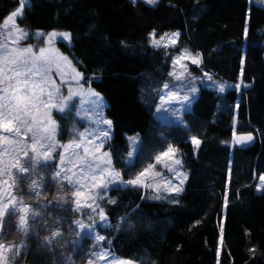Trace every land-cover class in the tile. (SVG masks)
Here are the masks:
<instances>
[{
    "label": "trees",
    "instance_id": "obj_1",
    "mask_svg": "<svg viewBox=\"0 0 264 264\" xmlns=\"http://www.w3.org/2000/svg\"><path fill=\"white\" fill-rule=\"evenodd\" d=\"M27 1L18 25L71 33L57 47L105 101L112 126L106 150L121 180L154 165L168 144L178 148L188 173L170 202L148 200L142 186L110 187L101 247L134 264H264V191L256 190L264 174V6L251 0ZM17 6L18 0H0V23ZM152 32H180L178 46H150ZM179 47L200 53L202 70L215 79L237 81L243 69L246 84L224 93L199 87L182 115L184 126L154 115ZM234 132L253 134V144L236 146ZM135 134L140 138L128 163L136 143L128 136Z\"/></svg>",
    "mask_w": 264,
    "mask_h": 264
},
{
    "label": "rangeland",
    "instance_id": "obj_2",
    "mask_svg": "<svg viewBox=\"0 0 264 264\" xmlns=\"http://www.w3.org/2000/svg\"><path fill=\"white\" fill-rule=\"evenodd\" d=\"M143 1L145 2V0ZM251 1L264 6V0ZM18 6L13 11H15ZM21 28H23L24 31L28 33V37L27 39L20 40L18 44L14 45L12 44L11 39H5L7 35V29H5L3 22L0 23V42L8 43L10 47H27L31 45L34 50H38L40 47L47 46L45 41L48 33H51L53 31L62 33L61 31L56 30L43 32L41 30L29 31L24 27ZM38 32H42L45 35L37 36L36 33ZM173 33L177 32L162 35L165 36V39L161 41L160 47L175 48L176 46H178L179 37L176 40L175 45L171 44L170 42L169 38ZM178 33L180 34V32ZM160 37L161 36L156 37V39H159ZM149 39L150 46L154 47L151 42V36H149ZM59 40L65 41L62 37L57 36L52 42V47L57 49L60 54L68 58V56L61 53L58 49L56 43ZM165 43L168 44L167 47L163 46V44ZM185 50H187V53H190L191 55L199 56L198 64L193 63L191 58L188 55L184 54ZM181 56H183V58L179 61V63H175L176 58ZM68 61H70L69 58ZM172 65L173 69L171 73L175 71L178 76L181 74L183 75L181 76V79L178 80L175 76L170 74L167 81L168 83L165 84L168 85V88L165 89L163 87L161 93V102L158 106V109H156V111L154 112V115L157 118L161 119L163 122H173L177 123L178 125L184 126L183 119H177V113L179 112V114L182 116L185 111H189L192 108V103L188 105L182 103L180 100L170 98L171 93L174 92L176 93L177 97L181 98L185 95H188L190 100H192L193 102L199 91V87L201 86L218 91L217 85L224 84V92H226L229 89H235V85L240 82V79L237 81H231L215 79L213 77L212 78L214 82L208 81L204 76V73H208L209 75L210 73L202 70L200 53H198L197 51H192L187 47H179L178 51L176 50V52L174 53V58L172 60ZM73 68L77 72H79L72 64V62L70 65L65 66V75L63 77V80L65 81L64 83H61V78L56 74L55 70H53V72L51 73L52 78L60 86V94L63 96L68 95L69 88H71L73 91L78 90L77 83L72 79L74 73H72L71 69ZM192 68H197V70H194ZM78 79L79 85L82 86L86 91H93L83 84L82 78ZM193 87L197 90L195 93L190 92V89H192ZM245 87L246 84L243 83L239 90H242ZM95 99L96 97H89L88 95L74 96L72 100L68 102V107L66 108L64 113H60L56 109H51L50 111L52 119L56 121L54 137L55 142L58 145L52 153L55 159L50 161L47 165H39L35 170V174H33L32 171H29V173L27 174H18L16 169H10L17 180L14 188H10L9 185L0 183V193L6 196L17 195L18 199L20 196H23L24 205L30 206V213L28 216V232L26 235L19 230V214H17L15 218H12L10 215H6L4 217L3 227L2 229H0V243L4 244L6 247L10 244H14L17 247L20 244L24 245L23 247L18 248V254H15L17 252L16 248H14L12 252H5V264H69V260L72 262V264H88L89 261H91L92 264H120L121 261H125L116 258L108 249L101 247V243H103V241H97L93 238H85L83 232L77 229L74 225V221L76 219H82L85 223H90L87 217L89 214H91L95 219V235H101L98 232V229L108 227L109 223L108 220L103 223L99 221L98 211L99 209H103L102 205L106 200V195L110 187L114 185L123 186L125 183L117 182L114 184H109L105 189L85 187L84 189H82L84 193L83 197H73L72 192L74 191V189L67 183V181H64L63 187L60 188V186L56 184L55 180L50 179V176L54 173V171L59 170V158L61 154H63L65 158V167H72L73 171L78 170L73 167L74 164L78 163V161L73 157V152L75 151L83 155V147L79 149L69 148L68 151L65 152L63 146L72 143L74 140L87 145V141L94 138V135L98 129L109 131V136L106 138H102L103 147L95 155L96 157H100L103 153H108V151L106 150V146L111 138L112 126H110L109 128L108 125H105L103 123H96V121L100 119V117L96 115V112L98 110L102 112L103 119L107 118L104 113L105 101L102 97L99 96L101 104L100 109H97L96 105L90 102ZM77 113H79V115ZM80 133H84L85 135L81 137ZM0 135L11 134L4 133L2 130H0ZM30 135L31 134H29L28 143H31ZM133 137H135L136 143L134 145L132 144L131 146V156H128V163L133 160V157L137 150L138 140L140 138L139 134L128 136V139L132 143ZM95 143H100V139H96ZM87 146L89 147V156L87 159L91 160L92 147L94 145ZM5 147L6 146H0V159L7 162L10 157L3 155ZM133 149H135V151H133ZM31 156L32 153L31 151H29V157ZM70 158H72L71 162ZM108 158H110L109 155ZM175 158L181 160V165H175L170 159H165L162 163H156V161H154V168L143 180V183L145 185H150L143 186V189L146 191L148 200L150 198V200L152 201L161 200L170 202L178 199V196L184 189V184L188 178V173L184 168L183 157L181 153L177 152L175 154ZM96 162L100 163L103 166L102 160H97ZM165 164H168L173 169H177L180 173H182V175L177 178L176 172L170 171L169 167L164 166ZM156 172H160L161 175L156 176ZM32 179L37 180L39 184L43 185V187H38L37 191H40L41 195L36 199H30V197L34 196L35 194L34 191L30 188V182ZM73 179H76V177H73ZM168 180H171V184L166 183ZM181 180H183L182 185H180ZM9 183L11 184V181ZM173 185H180L182 190L179 192L169 191L168 189H171ZM256 190L258 193L264 191V182H261L259 178L257 181ZM61 195L63 196L62 201L58 199ZM93 195L96 196L93 207L97 208V212H92V209L86 206L88 203H90L88 197H91ZM74 199L81 200L82 206L79 208V211H76L77 205L73 203ZM64 201L67 202L65 203ZM32 211L39 212V215L36 216L35 220L32 219ZM9 213H11V206L9 208ZM56 230L60 231L61 235L59 237L52 238L51 232ZM84 231L86 232L87 229H85ZM45 237L52 239V242L50 244L47 243ZM101 253H106L107 258L99 259L98 257ZM130 264L134 263L130 262Z\"/></svg>",
    "mask_w": 264,
    "mask_h": 264
},
{
    "label": "snow or ice",
    "instance_id": "obj_3",
    "mask_svg": "<svg viewBox=\"0 0 264 264\" xmlns=\"http://www.w3.org/2000/svg\"><path fill=\"white\" fill-rule=\"evenodd\" d=\"M133 3L136 0H132ZM149 5H155L158 0H145ZM27 0H18V8L12 11L7 18L3 21L5 29H7V35L5 39H11L12 44H18L20 40L27 39L28 33L21 28L16 19L18 17L22 18L24 8L26 7ZM10 25V27H9ZM247 32V29H245ZM37 36H44L42 32L36 33ZM166 35V34H165ZM179 33H173L169 38L171 44L175 45L176 40L179 37ZM62 37L65 41L71 40V33L62 32L57 33L55 31L48 33L46 36L45 43L46 47H40L38 50H34L31 45L27 47H15L9 46L8 43L0 42V130L4 133H9L11 135H0V146H6L4 148L3 155L9 156L10 159L5 162L0 159V183L9 185L10 188H14L16 185V177L13 175L10 169H16L18 174H27L32 171L35 174L36 168L41 165H47L50 161L55 159L52 155L55 148L58 146L55 142L54 132L56 129V121L52 119L51 109H56L60 113H64L68 107V102L72 100L74 96H84L96 97L95 100L90 101L92 104L96 105L97 109H100L101 101L99 99V94L85 90L79 85V79L82 78V74L77 72L74 68L71 69L74 73L72 79L77 83L78 90L73 91L71 88L68 90V95L63 96L60 94V86L52 78L51 73L55 70L56 74L61 78V83H64L63 77L65 75V66L70 65L71 62L68 58L63 56L58 52L57 49L52 47L53 40L57 37ZM151 42L154 47H160L161 41L165 39V36H161L156 39V33L152 32L150 34ZM167 47L168 44H163ZM188 55L193 63L199 62L198 55ZM183 58L177 57L175 63ZM175 76L176 79H181V75H177L175 71L170 73ZM204 76L208 81H213V78L208 73H204ZM243 69H241V79L240 82L235 85L237 89L243 84ZM214 82V81H213ZM167 89L168 85H164ZM218 91L223 93L225 91V85H217ZM197 90L193 87L190 89L191 93H195ZM170 98L180 100L182 103L190 105L192 100H190L188 95L177 97L176 93H171ZM236 108H239V103L236 104ZM183 111V110H181ZM79 115V113H77ZM96 115L100 117L96 121L97 124L103 123L111 126V121L103 119L102 112L97 111ZM177 119L182 120V116L177 113ZM30 135L31 143H28ZM85 134L80 133L83 137ZM235 137V142L243 144L247 141L253 139L251 134L237 136L233 133ZM109 136V131L97 130L93 139L87 141V145H94L92 147V159H87L89 156V147L82 144V142L73 141L72 143L63 146L65 152L69 148L79 149L83 147V155L78 152H73V157L78 161L73 167L78 169L73 171L72 167H65V158L61 154L59 158V170L54 171L50 176V179L55 180L56 184L63 187V182L67 181L69 185L72 186L74 191L72 192L73 197H83L84 193L82 189L85 187H91L95 189H105L109 184H114L117 182L126 183L127 185L133 186H150L143 183L144 178L149 175V172L154 168L153 164H149L147 168L136 175L133 179H128L127 181L121 180V174L115 171L111 167L112 161L108 158V153H103L100 157H96V153L100 151L103 147V139ZM96 139H100V143H95ZM135 142V137L132 138ZM191 143L195 147H199L200 140L193 136L191 138ZM29 151H31L32 156L29 157ZM135 151V149H133ZM178 152V148L171 144H168L166 150L161 151L159 155L155 157L156 163H162L165 159H170L172 162L179 166L181 165V160L175 158V154ZM131 156V153L129 154ZM72 158H70L71 162ZM97 160L103 161V166L97 163ZM169 167L170 171L176 172V177L179 178L182 173L177 169L171 168L168 164L164 165ZM156 176H160V172L155 173ZM76 177V179H73ZM186 178V177H185ZM261 182H264V175L259 177ZM11 181V184L9 183ZM171 184V180L166 182ZM183 184V180L180 181V185ZM180 185H173L169 191L179 192L182 190ZM38 187H43L39 184L37 180L32 179L30 182V188L34 191V196L30 199L38 198L41 193L37 191ZM60 201L63 200L61 195L58 198ZM90 203L86 206L92 209V212H97V208L93 207L95 203L96 196L93 195L88 197ZM65 203L67 201H64ZM73 203L77 205L76 211H79L81 205L80 199H74ZM227 201H225V206ZM11 206V213H9V208ZM30 213V206L24 205L23 196L19 199L17 195L6 196L0 193V229L3 227L4 217L10 215L15 218L19 214V230L25 235L28 232V216ZM39 215L38 211H32V219L35 220L36 216ZM90 223H85L82 219H76L74 225L77 229L83 232L85 238H93L97 241H103L104 236L95 235V219L91 214L87 217ZM98 219L100 222H105L107 216L103 212V209L98 211ZM130 226V225H129ZM87 229L85 232L84 230ZM223 233V228H221V234ZM61 235L60 231H52L51 237H59ZM47 243H51L52 239L45 237ZM20 244L18 247L14 244H10L7 247L0 243V264H5V252H12L14 248L17 249L15 254H18V248L23 247ZM99 259H106L107 254L101 253L98 257ZM69 264L72 262L69 260ZM88 264H92L91 261ZM120 264H130L128 261H121Z\"/></svg>",
    "mask_w": 264,
    "mask_h": 264
},
{
    "label": "water",
    "instance_id": "obj_4",
    "mask_svg": "<svg viewBox=\"0 0 264 264\" xmlns=\"http://www.w3.org/2000/svg\"><path fill=\"white\" fill-rule=\"evenodd\" d=\"M249 134H251V133H249ZM237 136H240V135H247V134H236ZM252 135V137H253V139L251 140V141H247V142H245V143H243V144H240V143H236L235 142V137L233 136V141H234V143H235V145L236 146H238V147H246V146H249V145H251V144H253V142H254V136H253V134H251Z\"/></svg>",
    "mask_w": 264,
    "mask_h": 264
}]
</instances>
